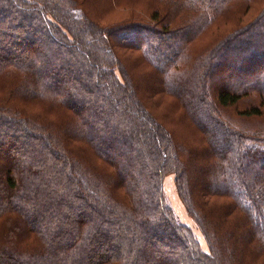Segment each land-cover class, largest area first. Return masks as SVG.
I'll return each mask as SVG.
<instances>
[{
  "label": "trees",
  "instance_id": "trees-1",
  "mask_svg": "<svg viewBox=\"0 0 264 264\" xmlns=\"http://www.w3.org/2000/svg\"><path fill=\"white\" fill-rule=\"evenodd\" d=\"M118 1L0 0V264H264V0Z\"/></svg>",
  "mask_w": 264,
  "mask_h": 264
},
{
  "label": "rangeland",
  "instance_id": "rangeland-1",
  "mask_svg": "<svg viewBox=\"0 0 264 264\" xmlns=\"http://www.w3.org/2000/svg\"><path fill=\"white\" fill-rule=\"evenodd\" d=\"M117 4L120 7L125 6H135L136 8H139L142 6V3L138 0H119ZM229 114V122L234 125H239L247 129H251L253 131H257L258 129H264V120H254L252 121H240L239 118H236V116L232 115L231 111H227ZM176 182L174 179V176L168 175L164 178L163 183V190H164V196L166 198V201L169 203V205L174 210V213L176 214V217L181 221V223L188 228H190L193 231V235L198 238L202 249L208 253V246L205 240V237L202 233L200 223L198 220L192 216H189L187 213L185 206L183 205L181 199L178 196L177 190H176Z\"/></svg>",
  "mask_w": 264,
  "mask_h": 264
}]
</instances>
